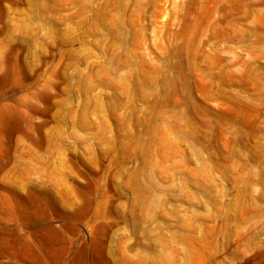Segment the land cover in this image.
Returning <instances> with one entry per match:
<instances>
[{
	"label": "rangeland",
	"instance_id": "374dc122",
	"mask_svg": "<svg viewBox=\"0 0 264 264\" xmlns=\"http://www.w3.org/2000/svg\"><path fill=\"white\" fill-rule=\"evenodd\" d=\"M0 264H264V0H0Z\"/></svg>",
	"mask_w": 264,
	"mask_h": 264
}]
</instances>
